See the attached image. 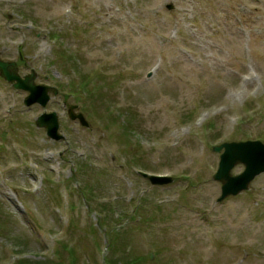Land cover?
Returning a JSON list of instances; mask_svg holds the SVG:
<instances>
[{"label": "rangeland", "instance_id": "obj_1", "mask_svg": "<svg viewBox=\"0 0 264 264\" xmlns=\"http://www.w3.org/2000/svg\"><path fill=\"white\" fill-rule=\"evenodd\" d=\"M0 59L58 89L0 74V264H107L117 219L138 264H264V173L221 203L213 178L215 145L264 142V0H0Z\"/></svg>", "mask_w": 264, "mask_h": 264}, {"label": "water", "instance_id": "obj_2", "mask_svg": "<svg viewBox=\"0 0 264 264\" xmlns=\"http://www.w3.org/2000/svg\"><path fill=\"white\" fill-rule=\"evenodd\" d=\"M18 64L16 61L0 60V74L7 81L12 82L18 89H24L29 92L25 98V104L31 106L39 103L45 107L50 99L51 93L58 94L57 87L45 84H37L35 71L22 77L18 73ZM73 107L69 108V114L72 119L80 118L82 124H87L83 114L78 116L73 113ZM39 127L47 129V135L53 139L61 140L65 136L60 134V120L57 112L43 113L36 119ZM215 151L221 152L219 168L214 178L222 183V194L218 201H223L230 195H237L249 188L251 182L260 174L264 173V142L261 140H246L225 142L214 147ZM245 166L241 174L234 176L232 169L237 164ZM141 174L148 178L154 185H162L172 181L171 177L162 175H150L144 172ZM153 258V253H151Z\"/></svg>", "mask_w": 264, "mask_h": 264}, {"label": "trees", "instance_id": "obj_3", "mask_svg": "<svg viewBox=\"0 0 264 264\" xmlns=\"http://www.w3.org/2000/svg\"><path fill=\"white\" fill-rule=\"evenodd\" d=\"M85 165H86V167L88 166L87 164H85ZM82 193L86 194V191L84 189H82ZM102 203L108 204L105 202H102ZM108 206H109L108 213L109 214L114 213L115 210L113 208V205L111 203H109ZM102 210L104 212H106V216H107L106 209L102 208ZM135 212H137V211L135 210L134 213ZM133 215H135V214L123 213L122 217L128 216L130 218H133ZM104 219L105 218L100 219V223H97V225H95V226L96 227L106 226L108 221H105ZM116 223H119V219L110 223L109 231L107 233L108 242H107L106 247H107V250L109 251V254H110V257L106 259L107 264H138L139 261L142 262V259L139 256H136L135 258L134 257L133 258H127L126 257V255L130 256V250L128 249V247H130L131 245H130V242L129 243L126 242V239H125L124 233H123L124 229L122 230L121 228H119ZM127 229H128V227H127ZM131 231H133L132 228H131ZM61 244H63V243H60V245ZM62 246L68 252V258H70V259L67 261L66 260L62 261L61 260L62 251H60L58 254L57 253L55 254L58 257H60L57 264H77V254H76V251L74 250V248L68 246V244H63ZM150 253L146 257L148 260L151 259ZM27 262H29V260H27V258L21 257L17 261H14L11 264H28ZM33 264H36V262ZM37 264H39V263H37Z\"/></svg>", "mask_w": 264, "mask_h": 264}]
</instances>
